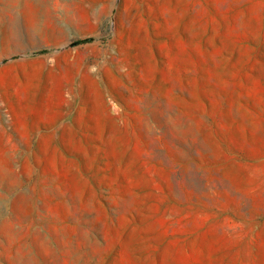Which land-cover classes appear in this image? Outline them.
<instances>
[{"label": "rangeland", "instance_id": "rangeland-1", "mask_svg": "<svg viewBox=\"0 0 264 264\" xmlns=\"http://www.w3.org/2000/svg\"><path fill=\"white\" fill-rule=\"evenodd\" d=\"M0 264H264V0H0Z\"/></svg>", "mask_w": 264, "mask_h": 264}, {"label": "crops", "instance_id": "crops-1", "mask_svg": "<svg viewBox=\"0 0 264 264\" xmlns=\"http://www.w3.org/2000/svg\"><path fill=\"white\" fill-rule=\"evenodd\" d=\"M14 52L10 53V54H13ZM15 54V53H14Z\"/></svg>", "mask_w": 264, "mask_h": 264}]
</instances>
